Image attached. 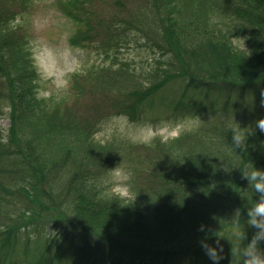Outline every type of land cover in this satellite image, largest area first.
Returning a JSON list of instances; mask_svg holds the SVG:
<instances>
[{
  "label": "trees",
  "instance_id": "1",
  "mask_svg": "<svg viewBox=\"0 0 264 264\" xmlns=\"http://www.w3.org/2000/svg\"><path fill=\"white\" fill-rule=\"evenodd\" d=\"M14 1L0 0V115L3 107L7 108L16 125V129H8L6 137L0 138V254L6 252L7 246L10 252L19 244L26 227L55 220L62 221L65 227L60 229L45 221L58 229H53L56 234L50 240L41 236L40 250L24 249L25 259L32 258V264H233L229 263L233 259L244 264L243 250L259 231L249 224L248 213L264 197L254 188L255 181L250 182L244 173L249 164L264 170V133L251 122L247 126L223 116L222 122L204 135L170 143L167 148L149 146L150 152L137 155L135 163L141 167L135 175L134 190L142 194L141 199L149 198L159 220L153 230L145 231L146 239L127 246L132 241L123 240V230L117 233L112 223L122 226L125 221L139 228L140 212H113L118 200L106 197L101 201L94 188L101 173L98 165L84 167L70 154L63 156L55 147L40 141L85 122L87 115L97 110L91 100L103 93L108 85L106 79L97 77L96 84V76L88 74L82 79L87 87L79 95L75 89L71 106L68 104L63 114L55 111L57 105L50 106L44 98L39 99L38 76L29 49L18 33L4 24L5 9L10 5L12 11ZM70 1L80 9L76 0ZM116 2L119 9L127 8L123 9V19L113 17L114 21L98 34L114 29L120 39L123 34L122 45L133 39L134 36L127 38L129 35H137L153 59L154 55L165 59L163 67L156 62L157 67L144 83L135 78L123 89L111 88L103 95L102 104V100L98 103V107L102 106L99 110L109 105L112 116L134 120L142 105L151 102L159 90L181 80L185 92L174 102L173 111L216 121L218 114L228 111L216 109V96L236 89H264V0H234L230 3L234 6L219 10L214 7L218 0H193L192 5L181 10L178 0ZM138 2H148L154 22L144 21L142 15L140 20L131 15V10L140 12ZM182 11H188L187 19L193 23L198 22L202 12L214 11L213 16L220 20L209 26L214 31L218 29L219 36H206L210 29L201 31L199 25L193 34L188 29L179 32L178 17H182ZM158 13L163 18L155 22ZM213 30L210 33L216 35ZM236 36L245 38V48L232 45L230 38ZM112 44L111 40L108 49H113ZM125 78L123 72L121 80ZM201 92L213 97L210 106L204 105ZM61 116L66 120H60ZM16 119L20 124H16ZM232 120L245 131V141L238 147L233 144V132L226 126ZM32 129L42 139L33 136ZM37 146L47 151L54 166L45 167V171L38 167L41 165L32 158H37L33 155ZM66 239L69 245L63 256L60 249ZM204 244L216 250L220 257L217 262L209 258ZM258 248L264 250V241L258 242ZM4 260L5 255L1 254L0 264Z\"/></svg>",
  "mask_w": 264,
  "mask_h": 264
},
{
  "label": "rangeland",
  "instance_id": "2",
  "mask_svg": "<svg viewBox=\"0 0 264 264\" xmlns=\"http://www.w3.org/2000/svg\"><path fill=\"white\" fill-rule=\"evenodd\" d=\"M76 1L80 9L74 8L70 0H15L14 3H12L14 6L12 11L10 5L5 9V18H10L5 21V25L17 28L15 32L18 33L21 40L23 39L24 44L29 49L34 67L39 73V78L36 81L37 91L35 90L37 92V97L42 100L44 98L45 103L50 106L59 103L57 104L56 112L63 114L67 105H70V102L67 105L60 104V102H63V98L68 97L69 100L72 101L75 96V93L69 92L70 81L73 74L85 73L94 68V70L96 69L95 73H99L96 74V79L97 77L106 79L104 80L106 82L105 84H108L104 86L103 93L99 92L92 97L91 103H94L97 110L87 115L85 122L72 128L68 127L61 135L57 134L56 136L48 137L46 141L42 139L43 136L37 134L36 130L32 129L30 133L38 139H42L40 140L41 143H44L48 147L52 149L55 147V150H58L63 156L70 154V158L78 161L84 167L98 165L101 169V173L97 179L98 186L94 188L97 194H99L98 198L101 201L108 197L103 195L109 187L104 181L109 180V171L111 169L120 164V166L125 169L132 171L131 195L126 199H117V206L112 208V211L119 213L118 215L123 214V210L125 214L139 211L140 219L138 222L140 227H134L131 223L124 221L122 225L123 229H121L122 226L117 223H112V228L114 231H118L117 233H121V230H123V235L120 234L123 240L132 241L126 243V245L134 246L136 242L146 239L147 233L145 231L149 229L153 230L154 224L159 220H156L158 217L157 213L153 214L154 207L149 198L143 196L141 199L142 194H137L134 190L136 187L135 175L137 169L141 167L135 163L136 156L144 152L146 153L150 148L156 145H160L161 147L165 146L167 148L170 143L186 141L189 138L204 135V133H206L205 131H211L213 125L220 124L223 116L228 119H233L237 123L245 122L247 126H250V122L251 125L254 124L256 120L264 118V106L261 105V90L236 89L225 93L224 96H216V102L214 104L216 109L221 110L223 108L222 110L227 109L228 111L218 114L215 118L216 121L213 119H202V116H199V121L191 131L185 132L176 138H169L168 140L161 139L163 135L160 129L161 121H176L178 118L191 117L182 115L178 113V111H173L172 106L175 104L174 102L185 92L181 80H174L159 91L158 89L160 86H158L156 88L158 92L153 100L142 105V109L140 108V111H142L140 112L142 113L140 120L135 122L128 119L126 121L119 120L117 118L121 116H112L114 114L108 111L109 105H106L103 110H99V107L102 108V106L98 107V105L102 104L103 95L109 92L113 87L123 89V85L130 83V81L135 78H138V80L144 83L148 74L157 67L156 62L160 63L158 67H163L165 57H156V55H154L156 59H153L152 53L143 45V42L140 41L137 35H129L127 38L134 36L133 39L127 44L125 41L124 45H122L124 39L123 34L120 39L118 35L120 33L114 29H111L108 34L104 32L100 36V38L104 40L103 43L107 48H109L107 44H110L111 40L113 41L112 51L111 49L107 50V54H110L109 59L102 56V47L98 40L95 39L85 44L78 42L76 40L77 35L80 30H83L82 27L87 18L91 20L96 19L97 24L94 25L95 28L99 31H104L105 29L103 30L102 23H112L114 21L113 17H116V19H123V9L127 8L123 6V8L119 9L117 7V0ZM178 1L179 3L181 2L179 7L180 10L183 7L186 8V6L193 4V0ZM233 1L234 0H218V3L215 4L214 7L216 10L222 9L223 7H232L235 5L230 4ZM249 1L250 0H236V3H247ZM139 7L140 12L138 9H134L131 10V15H135L139 20L142 15L144 21L149 19V22H154L149 12L148 2L139 3ZM142 10L145 12L142 13ZM89 12H92L93 15H86ZM213 13L215 12L208 11L206 14L202 12L198 22L193 23L187 19L186 15L188 11H182V17H178L181 27L179 32H182L183 29H188L189 32L193 34V29L196 25L200 26L201 31L206 27L212 31L213 26L209 25H211V23L217 25L220 20L218 17H214ZM70 17L72 19H78V21L74 23ZM161 18H163V14L161 15L158 13L155 22L157 19ZM209 18L214 19L207 20ZM176 29H178V26H176ZM210 30L207 31L206 36H219L217 34L219 31L218 29H215V31L213 30L216 35L210 33ZM72 36L74 37L71 43L78 47L70 46L69 39ZM11 64L14 63L12 62ZM103 64H108L109 67L99 69ZM123 72L126 73V80H121ZM77 85L76 93L79 95L81 90L87 87L86 80L82 82L81 79L77 82ZM88 90L89 89L86 88V91ZM239 95H242L243 98ZM199 97L204 99V105L210 106L213 99L211 95H206L201 92ZM87 99H90L89 95H87ZM2 111L3 114L0 115V138L6 137L8 129H16L14 119L10 117L8 110L3 107ZM23 111H25V109ZM59 119L65 121L66 117L61 116ZM15 122L16 124H20L17 122V119ZM51 122H53V120ZM148 124L153 126V131L155 133L153 138L147 142H142L138 139L134 140L133 138L138 136L139 128ZM109 129L112 130L111 139L104 140V142L101 143L100 141L103 137L99 134L102 132L107 133ZM149 146L151 147L149 148ZM33 155L37 158H32L34 160L37 159L38 163L41 165L38 167L42 168L44 171L47 170L45 167L55 165L54 162L49 161L47 151L42 150L39 146L36 147ZM93 173L95 174V172ZM111 199L116 198L111 197ZM155 210H160V207ZM63 218L67 219V217ZM45 221L58 226L60 229L65 227L62 221ZM45 221L40 222L37 226L26 227L24 229L26 232L22 233L21 241L10 252L9 247H6V252L1 253L5 255L3 264L33 263L32 258L25 259L23 255L24 249L27 252L40 250L39 238L41 236L45 239L48 237L50 240L53 235L51 234L53 229L56 231L58 230L54 226L47 225ZM114 231L109 232L114 234ZM68 245L69 240L66 239L65 246L60 249V253L63 256L66 254ZM25 247H28V249ZM237 249H239L238 246ZM235 261L236 259H233L230 260L229 263L239 264Z\"/></svg>",
  "mask_w": 264,
  "mask_h": 264
},
{
  "label": "clouds",
  "instance_id": "3",
  "mask_svg": "<svg viewBox=\"0 0 264 264\" xmlns=\"http://www.w3.org/2000/svg\"><path fill=\"white\" fill-rule=\"evenodd\" d=\"M231 43L238 48H245V38L239 36L231 37ZM261 105L264 106V89L261 90ZM119 120H127L126 116H121L117 118ZM199 121V117H183L178 118L176 121H161L160 129L163 133L161 136L162 140H168L169 138H176L185 132L191 131L193 127ZM226 126L233 132V144L235 146H240L245 141V131L241 130L239 125L233 120L226 122ZM254 127L259 129L260 132L264 133V118L256 120ZM111 129L107 133H100L99 135L103 137L101 143L104 140L111 139ZM155 135L153 131V126L148 124L139 128L138 136L134 137V140H139L142 142H147L153 138ZM248 170L244 175L249 179V181H255L254 188L260 193H264V170H258L251 164L248 166ZM109 180L104 181L109 187L103 195L108 197H115L116 199H126L131 195V180L133 173L124 167L116 166L109 171ZM259 178V179H258ZM249 224L259 231L256 233L255 237L250 241L247 247L243 250V255L246 257L244 264H264V250L258 248V242L264 241V197L261 198V202L255 204V206L249 211ZM203 230V226L201 227ZM55 235L56 233H51ZM239 235V233H237ZM206 249V253L211 260L217 262L220 257L217 256L215 249L209 247L208 245H202Z\"/></svg>",
  "mask_w": 264,
  "mask_h": 264
}]
</instances>
